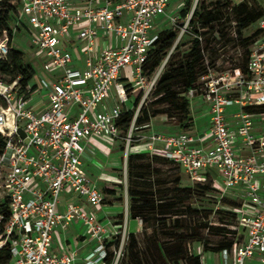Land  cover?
I'll return each instance as SVG.
<instances>
[{"label": "built area", "instance_id": "built-area-1", "mask_svg": "<svg viewBox=\"0 0 264 264\" xmlns=\"http://www.w3.org/2000/svg\"><path fill=\"white\" fill-rule=\"evenodd\" d=\"M169 1L10 0L16 15L10 35L3 30L0 37V58H6L15 31L28 23L45 74L25 88L19 76L0 79V135L5 141L0 153V199L7 200L9 209L0 232V248L9 245L7 264H75V249L62 254L51 250L59 226L82 225L96 243L82 264L104 261L114 246L107 245L115 239L117 227L126 234V225H116L110 232L106 221L94 212L73 202L62 205L60 195L68 191L91 205L102 204V191L83 168L82 157L92 137L120 138L118 120L123 108H128L127 102L133 107L137 97L132 93H141L139 103L152 94L165 61L149 77L142 74V64L157 39L153 24L166 13ZM196 4L197 0L180 22L178 17H170L178 22L174 46L187 33L203 40L189 27ZM260 6L262 13L255 21L259 32L247 47L244 66L217 73L207 66L185 92L189 103L196 98L205 102L208 126L195 132L192 119L188 128L177 133L152 131L145 147L150 155L177 164L197 182L212 178L215 170L222 194L232 186L243 188L253 209L236 208L237 243L218 252L220 264H246L255 255L257 264H264V129H258L255 121L264 120V111L248 109L264 107V0ZM81 23L85 25L77 29L76 38L83 46L75 52L72 29ZM232 23L236 24L235 19ZM100 32L103 43L96 49ZM111 89L119 105L108 107L103 103ZM42 90L47 104L37 110L36 102L32 105L30 101ZM231 106L235 110L228 112ZM139 107L124 137L125 156ZM137 221L141 224L142 218ZM119 243L114 264L123 239ZM197 253L203 256L202 248ZM201 264H206L204 258Z\"/></svg>", "mask_w": 264, "mask_h": 264}, {"label": "trees", "instance_id": "trees-1", "mask_svg": "<svg viewBox=\"0 0 264 264\" xmlns=\"http://www.w3.org/2000/svg\"><path fill=\"white\" fill-rule=\"evenodd\" d=\"M202 10L193 12L189 21L190 32L202 35L203 40L213 29L214 25L220 24L226 15L222 12V6L218 1L210 8L201 5ZM190 10V0H184L183 7L180 10V16L184 17ZM231 11L236 21V30L238 35H242V31L261 16V6L252 4L249 1H241L231 7ZM16 15L15 5L10 0H0V37L3 30H7L10 35V25L14 22ZM213 31V30H212ZM254 31L250 36L242 39L244 46L258 34ZM178 34V27L172 26L158 32L157 39L150 47L147 58L142 64V74L149 77L164 61L163 70L157 79L154 90L151 95L155 98L152 104L158 106L163 105L168 109H173L181 114L180 127L186 129L192 124L190 116V103L185 94L187 89L193 87L199 74L206 67L203 66L204 52L206 47H202V41L192 37L193 42L191 48L185 55L184 60L179 65L167 62L170 58L171 51L174 50V42ZM247 53V51H246ZM244 66V65H243ZM242 66V67H243ZM202 67V68H201ZM0 74L12 80L19 76V83L25 88L35 74V69L23 60V52L19 49L10 48L6 58H0ZM139 97L136 98L133 107L123 108L121 116L118 120L120 128L126 130L134 117V108H137ZM252 112L259 113L264 111V107L255 106L248 108ZM160 113L158 110L153 114ZM150 118L148 108L146 106L139 107L135 117V124L141 125L148 122ZM4 138L0 135V153L4 148ZM147 160L144 162V160ZM143 160V161H142ZM163 160L158 155H147L144 152L128 155L129 164V187L128 195L130 203L128 206L129 218H147L154 219L155 226L161 223V228L166 231V239L152 240L147 246V253L152 264H201L203 260L202 254L191 253L189 245L194 242H200L202 252L210 251L218 253L222 249H231L237 241L235 234L237 232L236 220L237 214L229 211H221L218 223H211L208 219V213L202 215L198 209L191 207L183 202L187 199L184 194L185 189L179 187V177L175 176L173 180V188L170 197H157V189H154V181L147 176L148 170L153 171V162ZM207 182V180L205 181ZM204 183H198L204 189L209 186ZM170 191V190H169ZM191 215L194 219L189 220L185 225L184 218ZM9 218V209L7 200L0 199V232ZM170 218V219H167ZM171 224L166 228V223ZM151 225H145L144 228ZM155 228V227H154ZM153 231H156L155 229ZM126 251L130 259L129 264H142V259L137 248L136 234L127 233ZM120 238L108 243V246H119ZM203 252V253H204ZM112 252H108L104 260H110ZM11 258L9 245L5 244L0 248V264L9 263Z\"/></svg>", "mask_w": 264, "mask_h": 264}, {"label": "rangeland", "instance_id": "rangeland-1", "mask_svg": "<svg viewBox=\"0 0 264 264\" xmlns=\"http://www.w3.org/2000/svg\"><path fill=\"white\" fill-rule=\"evenodd\" d=\"M218 1L219 4L222 6V12L224 15H226V18L218 25H214L213 31L210 30L209 34L205 36V40L202 42V47H206V51L203 58V66L206 67H212L214 72H221L225 71L229 68L234 67L235 65L243 66L246 62V56H247V47L248 45L253 41V39L248 43L247 46H244L242 39L245 37L250 36L255 30L256 26L255 23L251 24L249 27L244 29L242 31V35H238L236 30V24L234 25L232 21L234 20V15L231 11V7L234 4H237L241 1H249L252 4H258L260 5V0H197L196 4V11H201L202 6L205 5V8H210L215 5V2ZM195 0H190V9L192 8ZM184 0H170L169 5L167 6L166 13L163 15H160L156 18L155 23L153 24L152 31L157 33L163 29L170 28L172 26L177 25L178 22H180V10L183 7ZM171 16L178 17V22H172L170 20ZM28 27V29H27ZM217 35V36H216ZM34 36V31L32 27L27 23L26 26H21L19 30H16L11 41V47L14 49H19L23 52V60L26 63H29L34 69L35 74L33 78L31 79L30 83L35 84L37 81H39V75H44L45 73L42 70L41 61L39 59V56L35 52L36 49L32 44V37ZM219 37V39L217 38ZM193 39L191 37L190 33H187L182 36V38L179 40V42L174 47V50L171 51L170 58L167 62V65L170 63H173L174 65H179L182 63V61L185 58V55L187 54L188 50L192 46ZM203 67V68H206ZM202 68V67H201ZM126 72H128L126 70ZM125 75H127L125 73ZM1 80H7L8 78L5 76H2L0 74ZM44 90L41 91L40 94L33 97L30 101V104L35 105V102L43 97ZM135 97H139L141 93L138 92V90L134 93H132ZM155 97L153 95H149L147 98L143 99L141 103L138 101V106H146L149 111L150 118L148 122H145V124L149 125L151 124L154 126V130H158V132L164 133V134H173L176 133L181 127H180V119L181 114L173 109H168L166 106L163 105H154L152 104V100ZM103 104H106L108 107L119 105L117 98L114 95L113 89L110 91V96L104 101ZM128 105V108L131 107L130 103H126ZM191 108L195 109L199 107L198 101H191L190 102ZM102 107V104L99 106V108ZM235 106L229 107L227 110L228 112L234 109ZM137 108H134V112H136ZM158 110L160 113L153 114ZM135 114V113H134ZM257 118V120H259ZM256 120V118H255ZM198 123V122H196ZM199 124V123H198ZM264 124V123H263ZM129 128L126 130L121 129L120 134V147L123 150L124 156H125V144L126 140L124 137H126V134H128ZM142 128L138 124H134V127L132 129L131 137L133 140L130 142V148L128 150V154L125 156V160L123 161V165L121 169L119 170V174L117 176L116 182H111V184L101 183L99 184L103 190V193L106 191L105 189H112L113 191L117 192V197H115L116 200L121 201L122 206L124 203L127 205V209L130 203V197L128 195V187H129V164H128V155L139 153L135 152L136 150L133 149L132 145L134 143V138H136L138 135L141 134ZM148 137V136H147ZM147 155H150L148 152H144ZM143 161V160H142ZM147 161L146 159L144 162ZM153 171L148 170V177L151 179V181H154V189H157V191H160L156 193L157 197L159 195L161 197H170L171 195V189L173 188V180L175 176L179 177V187H182L185 189L184 194L187 196V199L183 202L184 204H189L191 207L198 209L202 212V215L205 213H208L209 221L211 223H218V218L220 217L221 211H229L231 213H235L236 208L241 205L243 208L247 210H252L253 206L247 203V200L244 198L243 194V188L240 185L232 186L228 188L224 194L220 191L222 189V183L215 179V170H212V180L207 179V184L209 186V189H204L199 185L198 183H204V182H197L194 180H191L187 174L181 169L177 164H174L169 161H163L158 160L153 162ZM3 174V169L0 171V177ZM99 186V187H100ZM170 190V191H169ZM68 193V191H65ZM66 195V194H64ZM63 195V196H64ZM62 197V194L60 195V198ZM106 200H104L105 202ZM108 201V200H107ZM98 206V205H97ZM96 206H94L95 208ZM170 219V218H167ZM194 218L191 215H188L184 218L185 222H183L185 225L189 223V220L192 221ZM155 220L150 218H147V221L143 220L141 224L138 223V225H141V230L136 233L137 238V248L139 251V255L142 259V264H152L148 253H147V246L149 243L151 244V241L156 240H163L166 239V231L165 229H162L160 225L161 223H158L155 226ZM237 223V220L234 221ZM113 225H124V217L123 220L118 218L117 220L113 221ZM145 225H151L149 227H145ZM166 228H168V225H171L168 223L165 224ZM155 227V228H154ZM117 234L116 237L120 238V241L123 239V243L121 246V252L119 255V258L116 262V264H129L130 259L127 255L126 251V245H127V233L123 236V228L117 227ZM156 231H153V230ZM108 246V245H107ZM119 246H113L109 248V252H112V257L109 260V264H114L116 260L117 253L119 251ZM202 248L200 242L194 241L189 245V251L191 253H196ZM204 252V251H203ZM203 258L206 262V264H220L222 261L219 260V257L217 253H213L210 251H206L203 253ZM257 258L258 256H253L251 259L246 260V264H257ZM185 264V263H181Z\"/></svg>", "mask_w": 264, "mask_h": 264}, {"label": "crops", "instance_id": "crops-1", "mask_svg": "<svg viewBox=\"0 0 264 264\" xmlns=\"http://www.w3.org/2000/svg\"><path fill=\"white\" fill-rule=\"evenodd\" d=\"M85 25L81 23L72 29L73 45L75 52L83 46V41L76 38L77 29L80 26ZM103 35L99 33L98 39L96 41V49H100L103 43ZM193 101L199 102V107L192 109L190 105V116L193 119L192 130L199 132L204 129L209 124V116L205 113L207 106L205 102L199 98ZM36 108L40 110L47 104V99H45V93L43 97L36 101ZM258 129H264V120H255ZM198 122V123H196ZM142 130L141 134L134 138V145L132 148L135 152H146L147 136L154 130V126L149 123L139 125ZM180 128L177 132L181 131ZM176 132V133H177ZM121 139H110L99 136H94L90 139V146H87L85 155L82 157V166L95 182L96 186L103 194V202L100 206L91 205L85 198L77 196L74 193H62L61 201L62 205L65 203H77L83 210L88 212H94L96 217L101 221H106V228L108 231H113L116 225H113V221L118 218L123 220L124 225H126V230L128 232L137 233L141 230V225H138L137 219L129 218L128 209L125 211V206L121 201L116 200L117 192L112 189L103 190L99 184L106 183L111 184V182H116L119 170L123 165L125 156L122 148L120 147ZM212 180V178H209ZM213 181V180H212ZM100 186V187H99ZM66 194V195H64ZM64 195V196H63ZM104 200H106L104 202ZM108 200V201H107ZM96 243L90 240L85 232V228L82 225H68L67 227H57L52 236V247L51 250L54 254L69 253L72 249L76 250L75 264H82L84 257L93 249ZM218 255V253H217ZM219 257V255H218ZM101 264H109L108 260H104Z\"/></svg>", "mask_w": 264, "mask_h": 264}, {"label": "water", "instance_id": "water-1", "mask_svg": "<svg viewBox=\"0 0 264 264\" xmlns=\"http://www.w3.org/2000/svg\"><path fill=\"white\" fill-rule=\"evenodd\" d=\"M19 132L21 133V135L23 137L24 136V132L21 129H19Z\"/></svg>", "mask_w": 264, "mask_h": 264}]
</instances>
